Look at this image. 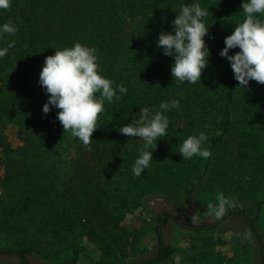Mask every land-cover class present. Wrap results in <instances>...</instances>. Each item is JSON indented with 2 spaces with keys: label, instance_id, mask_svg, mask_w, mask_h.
I'll return each mask as SVG.
<instances>
[{
  "label": "trees",
  "instance_id": "1",
  "mask_svg": "<svg viewBox=\"0 0 264 264\" xmlns=\"http://www.w3.org/2000/svg\"><path fill=\"white\" fill-rule=\"evenodd\" d=\"M194 2L208 10L204 39L210 62L201 80L188 83L173 79V57L164 55L156 41L161 31H173L180 6ZM242 3L11 0L9 8L0 9V24L17 28L0 38V47L14 41L0 57V256L15 259L12 264H167L174 249L161 235L162 216L156 225L134 231L125 220L144 209L152 195L183 192L190 198L201 186L207 213L218 193L233 205L214 222L181 224L205 233L229 216L239 217L255 237L264 264V84L252 80L240 87L228 60L219 55L224 38L245 18ZM256 15L264 20V14ZM75 43L95 48L100 73L114 88H127L119 100L105 101L88 146L64 131L59 109L43 113L49 94L38 84L45 57ZM172 99L180 107L164 112L166 135L154 141L150 167L135 176L132 165L143 141L119 127L140 108L159 110L162 101ZM201 131L208 137L201 147L211 155L182 159L180 144ZM249 204L254 219L246 213ZM152 231L158 252L141 259L137 251ZM248 249L235 248L230 258L213 251L201 255L205 264H248Z\"/></svg>",
  "mask_w": 264,
  "mask_h": 264
},
{
  "label": "clouds",
  "instance_id": "2",
  "mask_svg": "<svg viewBox=\"0 0 264 264\" xmlns=\"http://www.w3.org/2000/svg\"><path fill=\"white\" fill-rule=\"evenodd\" d=\"M10 4L11 0H0V9H7ZM241 8L245 18L224 38L225 46L219 55L228 60L234 79L245 89L252 80L264 84V20L256 15L264 14V0H243ZM207 14L208 10L199 3L182 4L171 22L173 31L159 33L157 47L162 46L163 54L173 57L170 72L174 80L188 83L201 80L202 71L210 62V50L204 39L209 30L204 20ZM16 31V26L10 22L0 24V38L4 34L14 35ZM13 46L14 41L0 47V57ZM237 47L239 51L230 55L229 50ZM97 59L95 48L75 43L46 56L38 79V84L49 94L42 106L43 113L47 114L53 107L59 109L57 119L64 131H70L85 146L90 144L92 133L98 128V116L104 111L105 101L119 100L127 92L122 84L114 88V82L100 73ZM179 107L178 99L162 101L155 111L145 106L138 114H132L130 123L119 127L120 133L143 141L132 165L133 175L140 176L150 167L152 151L157 144L154 141L166 135L169 119L164 112ZM207 139L203 131L184 139L179 147L182 159L194 155L209 157L210 151L201 147ZM216 201L208 204L207 214L219 219L233 201L223 193L217 194ZM191 219L194 221L195 216Z\"/></svg>",
  "mask_w": 264,
  "mask_h": 264
},
{
  "label": "rangeland",
  "instance_id": "3",
  "mask_svg": "<svg viewBox=\"0 0 264 264\" xmlns=\"http://www.w3.org/2000/svg\"><path fill=\"white\" fill-rule=\"evenodd\" d=\"M12 132H9L11 137L15 136H12ZM201 197V186L193 191L190 198H187L183 192L175 197L164 194L152 195L145 200L144 209L141 208V210L127 216L125 226L132 231L141 230L146 225H148L147 227L156 225L157 217L161 215V235L165 243L174 249V254L167 261V264H205L201 255L205 251H213V255L230 258L235 253V248L240 249L241 246L245 245L249 246L247 263L261 264V252L255 237L239 217L229 216L219 227L205 233H197L181 224H199L218 220L207 214ZM242 207L244 206L241 204L240 208ZM167 213L173 214L179 219V222L168 218ZM246 213L251 219L256 217V212L251 204L247 205ZM193 215L195 216L194 221L191 219ZM156 245L155 233L153 231L148 232L144 243L137 251L138 256L142 257L141 259L155 257L158 252ZM14 262L16 261L13 258L0 256V264H12Z\"/></svg>",
  "mask_w": 264,
  "mask_h": 264
}]
</instances>
